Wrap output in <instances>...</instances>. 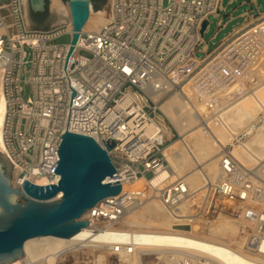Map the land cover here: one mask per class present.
<instances>
[{
	"label": "built area",
	"instance_id": "built-area-1",
	"mask_svg": "<svg viewBox=\"0 0 264 264\" xmlns=\"http://www.w3.org/2000/svg\"><path fill=\"white\" fill-rule=\"evenodd\" d=\"M104 9L108 21L98 30L81 32L65 70L73 36L70 20L35 28L25 0H0V80L6 104L1 152L13 165L16 186L22 187L27 179L37 185L58 184L57 150L66 131L92 136L104 148L110 145L117 169L114 181L121 182L122 191L89 210L87 228L90 237L111 233L107 245L120 256L134 254L147 231L105 222H120L129 208L151 198L159 200L177 224H193L196 233H202L198 213L181 208L190 189L170 168L166 148L173 137L160 103L189 85L208 105L205 117L219 118L225 97L236 94L234 87L258 77L264 57V12L246 19L215 51L198 57L203 24L221 12L222 0H108ZM64 34L71 40L57 43ZM71 87L76 95L70 108ZM231 146L220 152L219 178L212 187L207 185L202 201L212 213L223 202L234 219L255 210V228L243 250L255 263L264 262V158L245 166ZM161 172L168 176L155 183ZM139 178L146 179L144 186L123 190L124 184ZM84 240L57 250L54 262L46 255L24 256L19 264H66L84 248ZM150 264L226 262L192 248L183 255L173 249Z\"/></svg>",
	"mask_w": 264,
	"mask_h": 264
},
{
	"label": "bare ground",
	"instance_id": "bare-ground-1",
	"mask_svg": "<svg viewBox=\"0 0 264 264\" xmlns=\"http://www.w3.org/2000/svg\"><path fill=\"white\" fill-rule=\"evenodd\" d=\"M53 3L56 6L63 5V14L69 17L70 12L67 3H62L61 0H53ZM95 15L97 16L94 17ZM93 21L95 22L94 27L89 29ZM107 21L108 13L104 8L98 12L92 10L83 31L98 30ZM244 86L245 85H243V87ZM243 87L242 85L239 86L234 92L238 93ZM158 97L160 96H156L155 98L158 99ZM195 99L198 100L199 98L188 85L184 92L177 93L175 96L170 97L164 103L162 102L163 104H161L160 107L173 125L176 126L181 135L184 136L182 139L185 144L184 147L172 151L175 147V143H171L167 146L166 155L171 162L169 163L174 170L179 173L187 171L185 180L189 184V189H193V194L196 192L194 195L195 198L200 197V194L202 198V187L207 185L212 187L214 185L213 182L219 178V154L228 144H233L232 149L237 153L235 156L242 164H246L245 166L251 167L255 165L259 159L264 158V123L262 125L259 124L260 127L258 128H256L257 126L255 127L253 123L258 118V115L264 112V86L257 89L253 95H242L236 98L233 101L234 117L227 118L228 122L232 123V127L236 128L238 125H246L247 128H252L254 137H251L250 141H246L248 147H242L243 151L237 148L235 143L227 141L226 144H223L216 138L213 130H210L208 127V124L216 126L219 124L218 121L214 120V122H210L202 118L200 114L208 113L209 107L206 104L205 107L207 111L201 110L199 107L200 104L194 106ZM216 101H214V103ZM190 103H193V106ZM5 108V98L0 80V153H2V127L5 117ZM247 133L246 131H237L238 136ZM213 137H215V139ZM252 149L253 152L251 151ZM193 162L196 166V168L194 167L196 170H194V172L189 171ZM13 175V185L16 186L17 176L15 171H13ZM167 176L168 172H161L157 176L155 183L165 179ZM145 180V178H139L132 183L124 184L123 190L140 188L144 186ZM186 201L183 206H181L182 210L187 214L194 215L195 208H193V206L188 207ZM143 207L144 209L137 214L133 211L126 218L123 217L121 219H125L122 221L126 224L125 226H119V222L116 224L105 222L107 226L116 228L124 227L147 231L142 241L143 245L140 246L134 254L117 256L119 258L116 262L108 261L109 259L107 257L110 252V247L107 245V242L110 241L111 233L108 231L101 232L98 235L90 237L87 227L82 228L77 234L70 238L40 236L28 239L24 244V256L34 258L46 255L50 262H54L59 259V256L55 253L57 250L66 246L74 247L73 244L75 241L79 238H83L85 239L83 245L89 252H93L94 250L99 251L102 248L106 249L107 252L105 251L104 253L103 251L105 255L104 260L108 263L110 262V264H112V262H115V264H144L142 256L145 254H159L155 256V258L160 259L173 249L176 254L183 255L192 248H197L219 256L226 264H264V262L255 263L246 252H244L243 247L239 245L242 244L248 233L254 231L255 210H247L241 219H230L224 216L223 212H220L216 220L218 221L217 223L214 222L215 224H210L209 226H206L208 224L205 222L202 224L201 228L204 227V229H208L207 235L196 233L195 230H197V227L193 224L190 225L192 228L190 233L178 228V226H182V224H177L171 216H166V209H164L163 205L157 199H150L148 204ZM129 211H131V208H129L127 212ZM89 213L90 211L87 210L83 217L88 219ZM184 225L189 224H183V226ZM195 237H202L203 240ZM118 239L123 240L124 238L119 237ZM232 243L237 244V246ZM101 254L97 256L98 264H108L102 259ZM21 260L22 258H18L10 264H19ZM64 263L65 262H61L59 264Z\"/></svg>",
	"mask_w": 264,
	"mask_h": 264
},
{
	"label": "water",
	"instance_id": "water-1",
	"mask_svg": "<svg viewBox=\"0 0 264 264\" xmlns=\"http://www.w3.org/2000/svg\"><path fill=\"white\" fill-rule=\"evenodd\" d=\"M63 1L70 14L62 22L70 20L73 27L66 70L68 57L76 48L94 4L93 0ZM27 6L33 12L47 9L49 12L48 0H27ZM94 9L98 8L94 6ZM51 17L48 13L43 19ZM207 24L205 21L202 33ZM74 95L76 91L73 89L70 108ZM62 135L57 150L60 159L54 170L61 176L58 184L37 185L27 179L22 187L13 185V165L0 153V264L23 258L24 244L28 239L74 236L89 225L88 219L83 217L87 210L122 191L121 182L114 181L117 169L109 154L110 145L106 144L107 148H104L92 136L71 131ZM184 228L190 229V226L184 225Z\"/></svg>",
	"mask_w": 264,
	"mask_h": 264
},
{
	"label": "rangeland",
	"instance_id": "rangeland-1",
	"mask_svg": "<svg viewBox=\"0 0 264 264\" xmlns=\"http://www.w3.org/2000/svg\"><path fill=\"white\" fill-rule=\"evenodd\" d=\"M1 1L3 3H6L9 0H1ZM61 2L65 3L63 0H61ZM241 2H242V0H236L233 4L229 5L228 4V0H223V3L228 8V12H231L236 7H238V10H240V11H242L244 9H247V10L251 9V5L250 4H246V5L241 6L240 5ZM258 2L260 4L261 12L264 11V0H258ZM48 6H49V13L51 14L52 17L50 19H47V20L42 19L45 22V24H46V26L43 27V28H50V27H52L54 25L60 24L62 22V20H65V19L68 18L66 15L63 14V5L62 6H56V5H54L53 0H48ZM103 8H104V6H102V9ZM92 10L94 12H98L99 10H101V8H98V9L95 10L94 9V5H92ZM255 13H257V11L254 12L253 14H255ZM221 15H224V11L221 12ZM96 16L97 15H95L94 17H96ZM210 20H211V26H210V29H209L208 33L206 34L207 38L211 34L212 28L214 30L215 29V25H216V18L214 16H211ZM94 21H95V19H94ZM94 21L90 25L89 29H92V27H94V24H95ZM242 22H243V19L242 18H238L235 21L234 24H240ZM70 40H71L70 35L69 34H64V35L60 36L58 39H56V42L59 43V44H67ZM86 55H89V54H86ZM263 55H264V53H263ZM197 56L198 57H202L203 55H200V53H197ZM258 72H259V73H257L258 77H256L257 79H256L255 82H251L253 80L250 77V78H248L247 81L245 80V81H243L241 83L242 87H243V85H245L244 86L245 88L243 87L245 89L243 92H238L235 95H228V96L225 97L226 100H224V103L221 104V105H223V109L218 112V117L219 118H217V119L215 118L214 119L215 121H218L219 124H217L216 126L208 124L209 125L208 127L210 128V130H213L214 135L216 136V138H218L220 140V142H222L223 144H226L227 141H230L231 143H235L237 148L242 150V147L243 148L248 147L247 144H246V141H250L251 137H254V134L252 133L253 131H252L251 127L247 128L246 125H238L236 128L232 127V123L228 122L227 118L228 117H234L233 116L234 115V107H233L234 103H233V101L236 98H238V97H240L242 95H245V96L253 95V93L257 89H259L261 86H264V57L262 58L261 66H260V69H259ZM248 81H249V83L247 84ZM241 85H239V86H241ZM239 86H235L234 90L237 89ZM26 91H27V93L25 94V97H28V95L30 94V86L29 85H26ZM176 94H177L176 92L171 93L162 102L164 103L166 100H168L172 96H175ZM162 102L160 103V105L163 104ZM197 104H200L199 107H200L201 110L207 111L206 107H205L206 104L204 102H200L199 99L198 100L195 99L194 106L197 105ZM191 105L193 106V103ZM216 105H218V104H216ZM207 112H209V110ZM206 114L207 113H202V114H200V116L202 118H205L206 120H209L210 122L211 121L214 122V120H212V119H210L208 117H205ZM214 116H217V115H214ZM167 122H168L167 124L171 127L170 136L173 137L169 141V144L175 143V147H174V149H172V151L184 147L185 144H184V141L182 140L184 136L181 135L179 130L176 128V126L173 125V123L170 121V119ZM253 123L255 124V127L257 126L256 128L260 127V125H262L264 123V112L260 113L258 115V118ZM238 130L239 131H246L248 133L247 134H240L238 136L237 135V131ZM213 138L215 139V137H213ZM228 145H230V144H228ZM230 148L233 151V153L237 155V153L232 149L233 148V144H232V146ZM251 151L253 152V149ZM3 157L7 160V158L4 155H3ZM244 165H246V164H244ZM170 166H171V164H170ZM194 167L196 168L195 163L193 162V165L189 168V171L194 172V170H195ZM171 168L173 170L174 175L182 176L184 178L187 177L185 175L187 171H183V172L179 173V172L175 171L172 166H171ZM12 179H13V171H12ZM216 181H214L213 183H215ZM206 188H207V186L202 187V189H201L203 191V195L205 194ZM195 194H196V192L193 194V189L190 190V195H189V197H188V199L186 201V205L188 207L189 206H193V208H195L194 209V213H196V214L198 213V224L200 226H202V224L204 222L208 224L206 226H209L210 224L217 223L218 221H216V220L218 219V215H219L220 212L221 213L223 212L224 216H227L230 219L231 218L234 219V217H232L230 215V213H228V209H227V207L225 206V204L223 202H218V204H217V206H218L217 208L218 209H217L216 213H212L211 210H207V207L205 208L204 201H201V199L205 198V195L204 196L202 195L203 197L201 198V194H200V197L195 198V196H194ZM153 199L154 198H151V200H153ZM149 201H150V199H149ZM149 201L147 200L143 204L139 205L138 207L131 208V211L127 212L126 215L124 216V218H126L133 211H135V214H137L139 211H142L144 209L143 206H146ZM165 212H166V216H170L169 213L166 210H165ZM123 220H125V219H123ZM123 220H121L118 223L119 226L120 225L121 226L122 225H124V226L126 225L125 223L122 222ZM168 220H169V218H168ZM209 221H211V222H209ZM178 228L186 230V232H188V233H190L191 230H192L191 227H190V229H188V228H184V226H178ZM203 229H204V227L202 228V230ZM207 230L208 229H204L201 234H207L208 235V233H207L208 231ZM252 232H250V233H248L246 235V237L244 238L242 244H239V245H241V247L245 248V244L247 243V240H248L249 236L252 234ZM233 245L237 246V244H235V243ZM103 251H104V253H105V251L107 252V250L104 249V248L100 249L99 251L94 250L93 252L92 251L89 252L88 249L84 247L82 250L74 253L72 255L73 257H71L69 259L70 261L67 262L66 264H98L97 256L99 254H101V252H102L101 257L104 260L105 255H104ZM158 255L159 254H145V255L142 256V261L144 262V264L153 263L156 260H158V258L157 259L155 258V256H158ZM107 257L109 259L108 261H115V262L119 258V257L115 256L111 251L108 253ZM110 258H111V260H110ZM115 262H112V264H115ZM106 263H108V262H106ZM108 264H110V262Z\"/></svg>",
	"mask_w": 264,
	"mask_h": 264
},
{
	"label": "crops",
	"instance_id": "crops-1",
	"mask_svg": "<svg viewBox=\"0 0 264 264\" xmlns=\"http://www.w3.org/2000/svg\"><path fill=\"white\" fill-rule=\"evenodd\" d=\"M235 1L236 0H228V4L231 5ZM246 4L251 5L250 10L244 9L240 11L238 10V7H236L231 12H228V8L222 0L221 12L224 11V15H221V12L217 15H212L216 18V25L214 30L212 28L211 34L208 38L206 37V34L208 33L211 26V16L206 20L208 21V24L206 25L204 33H202V41L198 47L197 53H200V55L205 56L206 52L215 51L221 44L227 41L238 29L245 25L246 19H254V16L258 12H261L258 0H242V2L240 3L241 6ZM256 11L257 13L253 14ZM263 12L264 11H262V13ZM238 18H242L243 22L240 24H234Z\"/></svg>",
	"mask_w": 264,
	"mask_h": 264
},
{
	"label": "flooded vegetation",
	"instance_id": "flooded-vegetation-1",
	"mask_svg": "<svg viewBox=\"0 0 264 264\" xmlns=\"http://www.w3.org/2000/svg\"><path fill=\"white\" fill-rule=\"evenodd\" d=\"M26 1L27 0H25V7H27L26 12L30 25L35 28L45 29L43 27H45L46 24L42 19L44 15L49 13L48 9L45 12H33L31 10H28V6H26Z\"/></svg>",
	"mask_w": 264,
	"mask_h": 264
},
{
	"label": "trees",
	"instance_id": "trees-1",
	"mask_svg": "<svg viewBox=\"0 0 264 264\" xmlns=\"http://www.w3.org/2000/svg\"><path fill=\"white\" fill-rule=\"evenodd\" d=\"M106 2H107V0H93V4L96 8L104 6L106 4Z\"/></svg>",
	"mask_w": 264,
	"mask_h": 264
}]
</instances>
